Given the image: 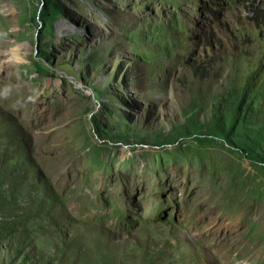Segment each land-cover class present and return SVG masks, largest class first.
Returning <instances> with one entry per match:
<instances>
[{"label": "rangeland", "instance_id": "374dc122", "mask_svg": "<svg viewBox=\"0 0 264 264\" xmlns=\"http://www.w3.org/2000/svg\"><path fill=\"white\" fill-rule=\"evenodd\" d=\"M0 49V264H264V0H0Z\"/></svg>", "mask_w": 264, "mask_h": 264}, {"label": "trees", "instance_id": "16d2710c", "mask_svg": "<svg viewBox=\"0 0 264 264\" xmlns=\"http://www.w3.org/2000/svg\"><path fill=\"white\" fill-rule=\"evenodd\" d=\"M195 70H198V69H201L200 66H195L194 68ZM219 134V133H218ZM246 145V144H245ZM244 145V146H245ZM243 149H245L246 151H248L249 149L252 150V152H255L256 154L260 155L261 152H259V150H262L263 147L262 145L260 144H255V145H252V146H249V145H246ZM260 159H263L264 160V156H260Z\"/></svg>", "mask_w": 264, "mask_h": 264}, {"label": "bare ground", "instance_id": "6f19581e", "mask_svg": "<svg viewBox=\"0 0 264 264\" xmlns=\"http://www.w3.org/2000/svg\"><path fill=\"white\" fill-rule=\"evenodd\" d=\"M1 55H2V50L0 49V57H1Z\"/></svg>", "mask_w": 264, "mask_h": 264}]
</instances>
